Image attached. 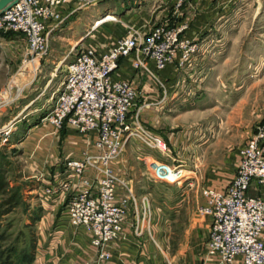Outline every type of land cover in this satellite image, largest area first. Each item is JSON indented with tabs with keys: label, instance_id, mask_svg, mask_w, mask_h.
Wrapping results in <instances>:
<instances>
[{
	"label": "rangeland",
	"instance_id": "rangeland-1",
	"mask_svg": "<svg viewBox=\"0 0 264 264\" xmlns=\"http://www.w3.org/2000/svg\"><path fill=\"white\" fill-rule=\"evenodd\" d=\"M76 3L73 15L52 32L49 52L38 62H31L24 35L0 33V264H20L25 254L33 256L34 264L42 249L40 233L50 224L53 229L61 216L50 214L55 203L42 199L37 189L57 161L84 149L80 135H67L65 128L42 121L52 110L67 64L84 48L105 51L121 36L165 22L171 28L185 26L182 36L195 51L181 65L160 72L151 67L158 78L135 71L138 87L144 80L153 90V97L145 96L139 87L137 106L150 103L142 121L165 138L171 153L145 150L150 158H139L134 149L140 144L132 140L124 169L136 194L151 197L154 233L163 251L173 264H182L183 255L193 253L190 240L204 236L199 225L205 216L197 212L203 190L230 174L240 148L264 122V0ZM10 122L5 140L2 130ZM154 161L181 165L186 177L181 183L158 180Z\"/></svg>",
	"mask_w": 264,
	"mask_h": 264
},
{
	"label": "built area",
	"instance_id": "built-area-1",
	"mask_svg": "<svg viewBox=\"0 0 264 264\" xmlns=\"http://www.w3.org/2000/svg\"><path fill=\"white\" fill-rule=\"evenodd\" d=\"M178 5L183 0H176ZM70 0H19L0 14V33L15 32L28 41L31 62L48 54L52 32L65 20L61 7ZM97 28V27H96ZM95 29V28H94ZM185 26L162 23L145 33L133 32L117 38L105 51L82 49L67 64L52 110L42 121L69 134H78L84 149L78 156L69 153L44 175L38 194L42 199L64 204L69 224L84 229L101 262L112 257V247L124 237L134 215L135 232L147 231L163 252L153 230L154 207L149 194L138 196L133 179L125 175V151L132 140L140 146L138 157L152 150L170 156L165 138L142 121L148 100L137 106L140 97L135 76H121L122 61L148 72L164 71L182 64L195 51L192 41L182 36ZM118 74V77L115 74ZM13 122L2 133L8 139ZM154 176L161 181L181 183L186 169L181 165L154 161ZM124 169V170H123ZM170 174L173 180H169ZM260 193L250 194L253 181ZM204 201L197 209L209 218L210 231L203 248L207 264H264V122L257 126L239 150V161L225 186L203 190ZM145 223L144 227L140 223ZM162 264H173L165 256Z\"/></svg>",
	"mask_w": 264,
	"mask_h": 264
},
{
	"label": "crops",
	"instance_id": "crops-1",
	"mask_svg": "<svg viewBox=\"0 0 264 264\" xmlns=\"http://www.w3.org/2000/svg\"><path fill=\"white\" fill-rule=\"evenodd\" d=\"M76 0L71 3H67L61 7V12L65 18L64 22L73 15L75 10L78 8L76 5ZM112 15V14H111ZM64 22L60 25L63 26ZM102 22V21H100ZM98 22V23H100ZM91 26V25H90ZM88 27L87 30H89ZM169 71V70H168ZM171 71V70H170ZM117 74V73H116ZM121 76H135L138 75L136 71L131 67L130 61L124 59L122 61V66L120 69ZM118 77V74L115 75ZM140 80V79H139ZM143 82V83H142ZM141 82L140 91H144L147 95L153 97V90L150 86ZM67 131V130H66ZM68 134V132H67ZM239 161V158H238ZM238 161L233 168V170L226 177L220 179L216 186H225L235 173ZM54 171V170H53ZM258 182L253 181L251 188L249 190L250 194L257 195L260 193ZM63 204H54L50 208V214L58 215L61 212V216L57 217L54 228L52 225L50 229H43L40 233L39 246L41 250L39 251L34 264H162L164 261V256L162 251L156 246L154 241L149 237L147 231L142 234H137L135 232V226L132 224L134 222V215L131 216V223L125 228L124 237L119 240L112 247V257L109 260L100 263L98 259L97 251L90 245V239L86 235L84 229H77L72 227L66 219L64 213ZM62 210V211H61ZM157 224H153V230L156 235L158 233L156 229ZM141 227L146 224L140 223ZM158 228V227H157ZM201 232L204 234L203 237L193 238L190 240L193 248L192 254L183 255L184 262L182 264H204L203 261V248L207 244L210 223L209 218L205 217L204 221L199 225ZM159 229V228H158ZM163 253H165L163 251ZM166 254V253H165ZM167 257H169L166 254ZM170 258V257H169ZM173 262L172 258H170ZM175 260V259H174ZM177 264V263H176ZM207 264H216V259L210 260Z\"/></svg>",
	"mask_w": 264,
	"mask_h": 264
},
{
	"label": "water",
	"instance_id": "water-1",
	"mask_svg": "<svg viewBox=\"0 0 264 264\" xmlns=\"http://www.w3.org/2000/svg\"><path fill=\"white\" fill-rule=\"evenodd\" d=\"M19 0H0V14L18 3Z\"/></svg>",
	"mask_w": 264,
	"mask_h": 264
},
{
	"label": "trees",
	"instance_id": "trees-1",
	"mask_svg": "<svg viewBox=\"0 0 264 264\" xmlns=\"http://www.w3.org/2000/svg\"><path fill=\"white\" fill-rule=\"evenodd\" d=\"M28 254H25L23 257H22V259H21V263L20 264H32L33 263V261H34V258H33V256H28Z\"/></svg>",
	"mask_w": 264,
	"mask_h": 264
},
{
	"label": "bare ground",
	"instance_id": "bare-ground-1",
	"mask_svg": "<svg viewBox=\"0 0 264 264\" xmlns=\"http://www.w3.org/2000/svg\"><path fill=\"white\" fill-rule=\"evenodd\" d=\"M107 15H111V13H108ZM114 16H110L109 18H106L104 21H102V22H100L99 24H98V26H100L102 23H104L105 21H108V20H111L112 18H113ZM97 26V24H96V27H98ZM95 28V27H94ZM35 64V63H34ZM35 66V65H34ZM36 67V66H35ZM33 68V67H32ZM37 69V68H36ZM35 73V72H34ZM169 180L171 181V180H173V175L172 174H170V176H169Z\"/></svg>",
	"mask_w": 264,
	"mask_h": 264
}]
</instances>
